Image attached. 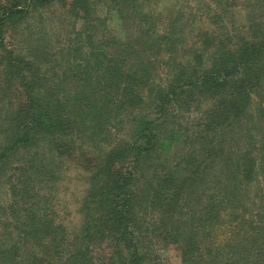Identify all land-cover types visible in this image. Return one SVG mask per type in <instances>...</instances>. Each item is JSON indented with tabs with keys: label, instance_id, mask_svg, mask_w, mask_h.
<instances>
[{
	"label": "trees",
	"instance_id": "16d2710c",
	"mask_svg": "<svg viewBox=\"0 0 264 264\" xmlns=\"http://www.w3.org/2000/svg\"><path fill=\"white\" fill-rule=\"evenodd\" d=\"M215 1L0 0V264H264V0Z\"/></svg>",
	"mask_w": 264,
	"mask_h": 264
},
{
	"label": "rangeland",
	"instance_id": "374dc122",
	"mask_svg": "<svg viewBox=\"0 0 264 264\" xmlns=\"http://www.w3.org/2000/svg\"><path fill=\"white\" fill-rule=\"evenodd\" d=\"M252 2V0H250ZM164 3H175L177 8H182L184 7L182 10L184 11H189V10H193L196 11V14L190 18H195L196 20L199 19L201 21H205L208 19V15H198L200 11H205L208 7H211L213 9L215 8V0H163ZM229 2V1H228ZM246 1H238L235 0L234 1V6H233V15L231 17H225V19L229 18V21H234V22H238L241 23V21H244L246 19L244 13L243 14H239L238 12H242L241 8L243 7V4ZM163 6H167L168 4H164ZM160 7L162 6V4L159 5ZM62 4H56L55 6H53V8L50 10V12H48L46 14L45 17H50L51 14L57 15L61 9H62ZM96 10L99 16L105 18L106 21V25H107V29L108 31H110V33H112L113 35L119 37V38H124L125 34L124 31L122 29V25L120 22V19L118 18L117 14L113 11V10H107V8L103 5V4H98L96 6ZM49 11V10H47ZM201 14V13H200ZM258 17V16H257ZM223 18V16H222ZM257 19V18H255ZM48 23V21H44ZM31 23V21H30ZM23 30L22 28L16 27V28H12L10 27L8 29V39L7 44L9 46H14L16 43L22 41V38L26 37V35L24 34H20L22 33ZM43 34V33H42ZM44 35V34H43ZM20 46H25L26 44L23 43H18ZM17 49H19L17 47ZM20 50V49H19ZM0 84L3 85V80L0 79ZM6 86H8V84H6ZM11 87L9 88V91L12 92V101L13 104H16L17 101H19V99L21 98V93L19 91V89L16 87V81L13 80L12 85H10ZM73 177V176H71ZM69 177L66 178V180H70ZM75 185H77L75 182L71 183V187H74ZM76 193H72V188L68 187L66 190L61 189L59 192L56 193V197L54 198V203H55V207L58 209L59 213L62 214L63 216L65 214H67L68 219L64 220L65 223H69L70 225L75 224L78 222V215L76 214V204H74V199L76 198ZM5 194L2 193V191H0V202L4 203L5 202ZM159 256L161 259L162 264H180L179 261V257L176 251H174L171 247L169 248H160L159 251Z\"/></svg>",
	"mask_w": 264,
	"mask_h": 264
}]
</instances>
